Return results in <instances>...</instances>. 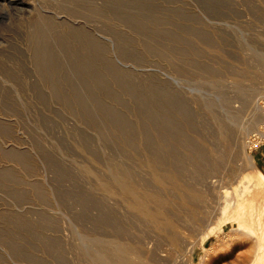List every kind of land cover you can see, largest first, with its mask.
<instances>
[{
    "label": "rangeland",
    "instance_id": "1",
    "mask_svg": "<svg viewBox=\"0 0 264 264\" xmlns=\"http://www.w3.org/2000/svg\"><path fill=\"white\" fill-rule=\"evenodd\" d=\"M99 1L44 0L111 32L112 60L64 26L0 21V264H102L117 245L150 264H249L264 249L245 156L264 170V0ZM117 171L159 194L175 228L132 209ZM225 199L247 204V227Z\"/></svg>",
    "mask_w": 264,
    "mask_h": 264
},
{
    "label": "bare ground",
    "instance_id": "2",
    "mask_svg": "<svg viewBox=\"0 0 264 264\" xmlns=\"http://www.w3.org/2000/svg\"><path fill=\"white\" fill-rule=\"evenodd\" d=\"M64 1H65L64 4L66 6V9H72L75 5H77L76 1L78 0H64ZM91 1H93L94 3H100L99 0H91ZM105 1L106 4L108 5V10H110L111 13V11L113 10L114 0H105ZM52 12L53 11L50 9L48 5H46L44 0H0V21L5 22L6 20H8L6 21L7 22L6 26L15 25L16 17L19 18L23 17L25 22L23 23V25L28 24L34 26L36 25V23H40L44 28L47 29H50L54 26H61V27L64 26L66 27V29L78 33V35L86 43L87 50L89 53L95 54L98 53L102 48H104L105 51L108 52V55L111 57L112 60L115 49H114V38L111 32H105L106 36H103L98 32L97 28H93V27L91 28L87 26L86 22L78 21V20L69 22L70 20L73 19H70L71 16L67 12V10L56 11L54 12V15L52 14ZM262 65H263L262 70L264 72V57H263ZM6 82L7 79L6 78L4 79L2 76H0V86L2 85V87H4ZM256 100L255 102L252 101L253 106L257 111L261 112L262 105L261 106L258 105L259 101L257 102L256 105ZM1 121L2 120L0 116V122ZM229 122L232 125L237 124L235 120L233 119L231 120L230 118H229ZM224 129L226 130V128ZM224 129L220 127V134H223V132L225 133ZM245 156L248 162V167L251 168L252 171L255 172L256 174L254 175L255 177L253 182L256 185L264 184V171L260 168L258 169L255 168V160L252 157V155L245 153ZM147 167L149 168L150 174L155 180V182L159 186L165 187L169 179H171V177L169 178L167 174L161 173L158 170L156 161L152 158L148 159ZM112 181L119 188L120 193L132 198L131 201H128V205L140 215L145 216L146 218L154 222V226L156 228H160L158 224L161 221H166L168 223V227L175 228V225L168 218V215L166 214L164 209L158 206L157 207L151 206V202H157L160 199L159 194H154L151 191L142 188L141 187L142 185L139 186L138 184L139 182H136L134 178L132 179V177L129 174H125L124 172L123 173L120 171L115 172L112 176ZM206 181L212 187L213 191L217 188L215 180L207 178ZM180 190H184V188L180 187L178 191V196L181 198V202L184 205H189V202L186 200L183 192ZM217 191H218L217 195L221 199L222 191L220 190ZM246 212H247V204L244 201H240L239 199H237V201L230 203L228 199H225L224 206L222 208V213L224 215H228L229 217L233 218V220L237 221L239 224L238 228H242L243 225L247 227L246 222L243 220V217ZM252 212H253L252 217H255V210L253 209ZM213 228L214 227H211L210 231H212ZM256 228L259 230L260 226L256 224ZM250 230H252V227H250ZM170 240L174 244L177 242L176 238H171ZM113 251L116 252V253L112 252V256L114 257H111L108 254L99 253L98 260L102 264H135V263L150 264V261L147 257L142 259L140 255L134 254L133 250L126 249L121 245L115 246Z\"/></svg>",
    "mask_w": 264,
    "mask_h": 264
},
{
    "label": "crops",
    "instance_id": "3",
    "mask_svg": "<svg viewBox=\"0 0 264 264\" xmlns=\"http://www.w3.org/2000/svg\"><path fill=\"white\" fill-rule=\"evenodd\" d=\"M261 158L264 160V152H263V154L261 155ZM260 169H262V168H260ZM263 170V169H262ZM264 171V170H263ZM262 256H264V249H261V250H259L258 252H257V254H256V257L254 258V260L253 261H249V264H264V259H263V257ZM261 258H262V260H261ZM260 260V261H259Z\"/></svg>",
    "mask_w": 264,
    "mask_h": 264
}]
</instances>
